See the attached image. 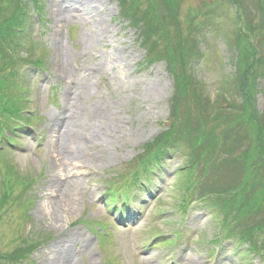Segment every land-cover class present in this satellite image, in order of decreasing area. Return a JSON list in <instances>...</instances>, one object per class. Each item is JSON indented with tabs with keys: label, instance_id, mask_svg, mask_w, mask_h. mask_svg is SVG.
Instances as JSON below:
<instances>
[{
	"label": "rangeland",
	"instance_id": "rangeland-1",
	"mask_svg": "<svg viewBox=\"0 0 264 264\" xmlns=\"http://www.w3.org/2000/svg\"><path fill=\"white\" fill-rule=\"evenodd\" d=\"M38 1L40 11L29 4L17 58L40 61L41 69L18 65L8 90L24 100L29 126L17 121L21 129L3 133L11 145L7 137L0 141V197L5 181L12 189L0 211V253L43 245L32 258L8 264H264L247 246L223 242L210 204L198 198L234 186L238 172L231 166L219 165L209 182L195 173L191 182H200L180 212L190 180L181 171L188 157L183 141L142 188L130 189L127 201L107 204L105 189H116L127 170L142 175L133 161L171 126L175 80L165 62L147 63L139 25L123 16L119 0ZM150 1L172 40L198 43L201 56L189 57L185 73L199 93L191 87L179 121L194 129L205 116L198 103H221L225 93L230 104L238 101L231 91L243 62L235 41L239 51L248 44L264 54V1L176 0L175 11ZM138 5L142 12L149 6ZM196 13L204 27L188 31ZM256 72L245 120L264 111V66ZM78 153L79 162L62 165Z\"/></svg>",
	"mask_w": 264,
	"mask_h": 264
},
{
	"label": "trees",
	"instance_id": "trees-1",
	"mask_svg": "<svg viewBox=\"0 0 264 264\" xmlns=\"http://www.w3.org/2000/svg\"><path fill=\"white\" fill-rule=\"evenodd\" d=\"M0 1V117L4 118V121L0 123V133H2L3 130L10 131L19 128L17 121L20 120H23L26 126L28 125L26 120L30 119L25 116L23 118L21 114L24 112L21 104L24 100L19 96H14L13 90L12 92L8 90L11 88L10 79L12 78L14 81L15 75H17L13 72L16 71V67L20 64L24 65L26 62H32H21L17 58L21 48L20 44L25 36L23 30L27 22L28 3L24 0ZM28 1L34 4L37 9L40 8L38 0ZM119 1L121 13L131 20L132 27L139 25L140 45L146 50L147 63L165 62L168 71L175 80V91L177 92L173 99L171 126L167 132L146 144L142 148L143 153L133 162L132 165L143 171L142 175L135 170L136 172L133 171V174L126 172L125 177L121 176V180L124 181L122 183L124 189L130 190L133 186H138L141 178H148L151 172L161 166V162L168 152L175 150L183 141L187 145L185 147L188 152V157H185V166L187 167L185 174L190 178L186 182L188 187L185 190L183 206H186L187 199L193 197L195 190H192L200 182H191L195 173L200 171L201 178L209 182L214 169L219 165L231 166L235 169V173L238 172L234 186L225 190L214 188L198 198H206L212 207L216 208L217 224L224 240L247 245L251 254H262L264 251V111L259 117H256L257 120L254 118L245 120L244 112L251 108L250 97L256 96V90L250 92L256 83L258 72V70L256 72V67L259 69L264 65L263 50L257 49L254 42L255 48H249L247 44V48L242 52L239 51L238 41H235L234 46L239 52L238 61L242 59L239 64L243 62L241 67L237 64L239 73L235 80L241 77L238 87H233V91H231L238 97V101L230 104L229 101L232 99L228 100L226 97L232 98V96L225 93V98L224 100L222 98L221 103L220 99L215 100L212 104L203 101V106L200 105L201 102L198 103L202 115L205 116L201 118L200 124L194 125V129H191L187 126L188 122L180 124L179 121L182 119L181 110L187 97H192L191 87L197 90L195 81L189 79V72H187L188 76L185 72L189 57L191 55L192 57L199 56L196 51L198 43L195 38L192 44L191 39L188 37L186 39L178 38L180 36L172 40L165 28V22L159 20L158 14L152 8V1L147 0L149 6L146 10L144 9V12L138 5L143 0ZM232 1H235L233 3L238 2L237 0ZM163 2H166L169 7L172 4L171 11H175L174 2L176 0H163ZM187 30H191L189 25ZM187 46H192L196 54L192 53ZM245 59L248 60L246 66L244 65ZM39 63L40 61H38ZM35 64L38 66L37 63ZM250 70L251 72H249ZM6 71L12 72L9 79ZM196 92L199 93L198 90ZM207 126H210V129H207ZM242 149L243 152H240ZM4 185L7 188H5L4 196L0 197V211L8 203L10 198L8 196L12 190L7 181ZM107 194L111 195L112 202L116 192L109 188ZM38 246L26 250L20 249L15 252L14 256L7 255L3 261L18 262L21 258L25 259L21 255L32 254V251Z\"/></svg>",
	"mask_w": 264,
	"mask_h": 264
},
{
	"label": "bare ground",
	"instance_id": "bare-ground-1",
	"mask_svg": "<svg viewBox=\"0 0 264 264\" xmlns=\"http://www.w3.org/2000/svg\"><path fill=\"white\" fill-rule=\"evenodd\" d=\"M94 11L92 10V13H93ZM81 160V153L79 154H77V155H75V156H73L71 159H65L64 160V163L62 162V165H67V164H69V165H72L73 163L72 162H79ZM59 220V219H58ZM71 258V257H70ZM71 260H72V258H71ZM74 263V261L72 260V262H69L68 261V264H73ZM146 264H148V263H146Z\"/></svg>",
	"mask_w": 264,
	"mask_h": 264
}]
</instances>
